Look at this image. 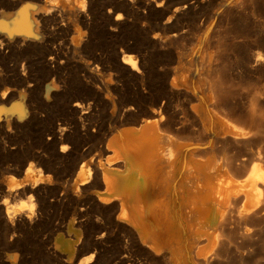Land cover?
<instances>
[{"label": "bare ground", "instance_id": "6f19581e", "mask_svg": "<svg viewBox=\"0 0 264 264\" xmlns=\"http://www.w3.org/2000/svg\"><path fill=\"white\" fill-rule=\"evenodd\" d=\"M133 1L115 0L114 9H131ZM165 1L152 0V4L159 8ZM198 1L176 5L163 24L184 15L193 16L202 7ZM224 1L214 16L230 3ZM85 3L41 0L35 6L26 2L11 18L9 11H3L0 57L9 59L16 50L27 54L36 48L33 12L45 27L59 21L57 30L68 39L66 47L59 50L62 57L66 59L76 51L91 52L82 39L88 24ZM120 19L117 13L111 28L117 27ZM151 37L154 40L156 36ZM48 59H53L52 54ZM120 61L128 71L136 75L142 72L135 55L124 53ZM212 70L215 72V68ZM212 77L204 78V84L195 91L181 88L176 78L166 80L171 103L173 99L185 103L173 106L168 116L161 111L166 107L160 105L140 110V116L131 118L135 106L122 108L114 104L112 95L103 98L92 91V101H70L57 115L64 118L46 129L42 127L46 120L39 118L32 100L27 99V110L22 106L26 88L17 89L7 84L9 79L0 80V100H11L13 92H17L15 102L3 114V126L0 115V132L18 136L13 144L20 146V155L16 153L8 165L19 176H6L0 187L1 209L9 225L13 228L17 222L30 229L34 224L40 226L44 221L40 219L37 224L36 209L32 215L28 210L13 214L12 208L24 199L28 201L29 196L35 204L37 197L45 204L46 196L41 190H47L64 194L53 206L57 218L51 231L55 236L52 252L47 255L64 264H73L82 252L88 255L75 264H110L115 257L104 248L110 241L121 243L115 264H264V84L256 82L258 89L253 88L247 101L241 102L245 113L236 118L228 111L238 110L239 101L225 89L224 79ZM52 88L45 83L42 94H37L48 116L58 109L52 103ZM98 104L110 106V110L99 111ZM120 114L129 115L122 121L128 126L117 130L121 123L117 125L116 118ZM98 118H102L100 126L94 124ZM93 126L102 130L103 136L89 143L85 138ZM177 137L186 140L175 142L173 138ZM43 161H47L46 172L39 166ZM52 170L56 171L53 178L47 173ZM5 199L7 205L3 203ZM45 220L41 226H51L54 221ZM111 228L117 233L111 234ZM6 247L13 252H5L0 263L16 264L15 245Z\"/></svg>", "mask_w": 264, "mask_h": 264}, {"label": "rangeland", "instance_id": "374dc122", "mask_svg": "<svg viewBox=\"0 0 264 264\" xmlns=\"http://www.w3.org/2000/svg\"><path fill=\"white\" fill-rule=\"evenodd\" d=\"M78 1L81 2L82 0ZM197 1L166 0L161 7L155 8L152 0H134L131 9L123 7L115 10V0H92V2L85 0L86 22L88 24L84 29L81 27L85 31L82 39L87 41V44L91 47V52L89 49L83 51L84 53L80 51L71 52L66 59L58 54L60 49L66 47V40H68L57 30L59 21L56 20L53 24L45 27L36 13L33 12L35 10L33 9L34 14L32 13V15L37 20L34 24L36 36L33 40L38 44V48L36 46L37 49L34 48L33 51L27 54L16 50L13 53L14 57H11L13 59L3 60L0 57V80L9 79L7 84L13 85L17 89L26 88L27 97L22 106L27 110V102L32 100L31 102L35 112L39 114V118L46 120L42 125L45 129L50 124L56 125L58 119L64 118V116L59 115L60 117H57V115L60 114V110L66 109V105L69 106L76 99L86 100L84 103H87L91 100L93 92L102 95L101 97L112 95L114 104L120 105L122 108L123 106H135L132 112L133 116L131 114L130 116H121L120 114L116 118L117 125L121 123V125H118L117 130H120L123 126H128L127 123L122 122L125 118H128V116L131 118L135 116L134 118H136L141 115L139 112L151 106L155 108L160 105L166 107L161 111L168 116L171 114L170 111L173 106L185 104L181 99L176 102L173 99L174 101L171 103V99L167 96L168 85H166L170 78H176L181 88L195 91L204 84V78L210 79L213 75L212 78L219 76L224 79L225 89L233 97L236 96L235 98L239 101V111L229 110L228 112L236 118L237 116L241 117L245 113L243 112L245 108L241 106V102L245 103L247 101L251 92H254L252 91L253 88L258 89L256 88L257 81L264 84V0H228L230 3L225 6L226 8H223L224 11L222 9L219 12L217 17L214 16L215 10L224 0H203L204 2L199 0L198 2L202 4V7H199L193 13V16L187 15L184 17V15L176 21L172 20V22L163 24L173 7L182 3L191 2L193 4ZM26 2L38 6L41 0H15L14 2L0 0V14L3 11H9L10 18L15 17L17 9ZM117 13L121 14L120 24L115 28H111ZM152 34L156 36L154 40L151 37ZM4 49L3 47L2 50ZM6 53H9L8 49H6ZM124 53L136 56L137 65L142 70L141 73L136 75L126 69L120 61ZM51 54L53 59L49 60L48 56ZM204 65L208 68L204 69ZM214 68L216 73L212 70ZM45 83L53 85L52 94H55V99L53 98L52 103L57 105L58 108L49 116L46 112L44 113L37 98L38 95L42 94ZM27 84H29L28 87ZM262 92L264 93V89ZM16 93V91L13 92L14 98L11 100H0L2 126L4 125L3 114L6 115L7 109L15 102ZM263 98L264 94L261 100L264 105ZM70 101L72 102L70 103ZM96 107L99 111L105 108L102 104H98ZM105 110L108 112L110 106L106 107ZM155 117L157 115L153 116V118ZM94 124L100 126L102 118H98ZM97 126L89 129L90 136L85 138L89 143L96 142L103 136L102 130L98 131ZM15 136L11 132L6 136L0 132V187H3L2 184L6 176H19L11 166L8 167L15 154L20 155V146L17 147V144H13V142L19 140V137ZM181 138L173 139H176L175 142L186 140ZM12 146H14V150ZM10 148L12 149L10 150ZM1 149H4V151ZM15 150L16 152H14ZM238 153L240 151L236 154L239 155ZM46 162L43 161L39 164L42 172H46L44 170L47 165ZM54 172L56 171H47L52 178L56 175ZM41 193L46 196L45 202H47L44 204L38 197L37 200L35 199L37 204L36 219H38L36 221L42 219L41 222H45V218L51 219L50 221L54 220L51 226H41L44 222L39 221L37 224L41 223L40 226L34 224L30 229L16 224V222L12 228L2 212V205L0 204V259L5 252H13L6 247L9 244L15 245V251L18 253L16 264H64L62 260L47 256L52 252V237L55 236V233L51 231L57 218L55 217L57 214L54 216V207L57 205L59 198L64 197V194H55L47 190L45 192L41 190ZM45 208L47 212L44 211ZM114 230V228H111V234L117 233V230ZM104 248L111 251L110 256L112 258L115 257L109 263L115 264L119 255L118 250L121 249V243L106 242ZM112 253L117 254L115 256ZM86 255H88L86 252L80 253L73 264ZM96 256L97 254H95L93 260L96 259Z\"/></svg>", "mask_w": 264, "mask_h": 264}, {"label": "clouds", "instance_id": "9594fccd", "mask_svg": "<svg viewBox=\"0 0 264 264\" xmlns=\"http://www.w3.org/2000/svg\"><path fill=\"white\" fill-rule=\"evenodd\" d=\"M33 201H34V198L32 196H29L28 201L26 203L20 202L14 208H12V213L14 214V213L21 212L23 210H28L32 215H34L37 205ZM3 203L7 205L8 200L5 199ZM32 215L29 216V219L32 218ZM9 218L12 219V216H10Z\"/></svg>", "mask_w": 264, "mask_h": 264}]
</instances>
